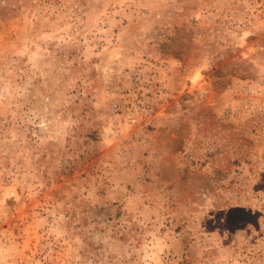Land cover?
I'll return each mask as SVG.
<instances>
[{
  "label": "rangeland",
  "instance_id": "374dc122",
  "mask_svg": "<svg viewBox=\"0 0 264 264\" xmlns=\"http://www.w3.org/2000/svg\"><path fill=\"white\" fill-rule=\"evenodd\" d=\"M0 264H264V0H0Z\"/></svg>",
  "mask_w": 264,
  "mask_h": 264
}]
</instances>
